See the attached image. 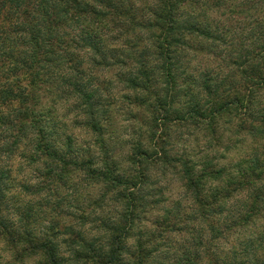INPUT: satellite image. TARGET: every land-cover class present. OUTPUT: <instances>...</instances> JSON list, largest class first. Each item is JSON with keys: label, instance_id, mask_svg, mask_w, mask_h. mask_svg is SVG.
Here are the masks:
<instances>
[{"label": "trees", "instance_id": "1", "mask_svg": "<svg viewBox=\"0 0 264 264\" xmlns=\"http://www.w3.org/2000/svg\"><path fill=\"white\" fill-rule=\"evenodd\" d=\"M194 2L199 7V0ZM187 3L188 0H161L162 6L153 12L155 19L147 20L139 12L131 14L126 0H0V105L13 108L8 116L0 113V129L10 130L0 135V139L10 135L27 139L30 130L36 133L35 150L43 159L44 171L40 175L44 183L39 190L24 185L23 195L34 197L48 191L57 197L54 205L44 202L39 209L31 203L14 206L6 195L11 191L9 183L14 181L11 170L0 168V208L14 207L25 226L21 242L41 256L37 264H67L53 243L60 232L70 233L71 243L79 245L80 251L76 253L79 264H201L206 243L220 237L223 224L230 223L228 218L239 221L236 228H253L264 221V152L253 149L242 157L241 144V148L236 145L230 148L238 153L235 164L232 159L222 164L219 157L197 162L191 154L182 155L176 162L183 169V180L176 181L180 195L188 203V213L178 209L181 202H174L169 209L159 206L163 201L153 197L147 186L139 198L136 192L123 193L122 198L127 200L123 222L113 226L110 220L100 221L102 230L111 233L109 251L104 250L100 239L88 241L83 232L62 227L65 217L79 220L77 227L87 223L88 218L84 215L87 208L77 203L67 202L66 207L75 206L80 215L61 210L65 199L56 193L58 184H63L58 165L68 168L84 162L75 159L82 154L81 150L74 141L65 139L66 133L55 120L52 105L57 93L71 89L82 98L88 114L95 117L88 127L97 133L117 121L116 94L109 95L101 77L109 74V83L115 84L119 93L129 91L123 92L122 103L144 107L151 114V121L147 117L140 119L137 114L131 117L142 124L150 123L154 140L157 132L160 139H165L172 127L183 130L189 122H198L208 123L211 140L218 145L229 133L233 115L241 121L235 136L243 131L264 136V114L254 116L245 111L254 95L252 89L264 86V25L252 28L241 23L242 13L226 15L227 0H215L216 14L211 18L203 13L182 11ZM105 22L124 33L136 28L149 30L150 38L155 40V54L143 46L144 38L139 35L125 40L126 48L110 47L99 27ZM233 27L240 29L239 34L231 33ZM111 43L119 41L114 38ZM89 49L95 56H89ZM189 56L195 57V62L189 61ZM154 59L160 62L154 63ZM101 144L115 155L113 143L102 137ZM27 159L33 164L38 161L35 156ZM106 167L104 181L112 185L124 183L122 179H113L111 162ZM234 170L238 175L233 174ZM152 174L157 173L153 170ZM139 183V177H135L132 186ZM245 188L251 191L244 204L225 206L226 200L241 197ZM222 192L231 195L222 198ZM45 209L53 217L52 226L38 235ZM158 210L164 215L151 221L153 211ZM197 219L203 221L207 231L203 234L199 230L193 237L191 246L194 244L195 248L191 252L172 261L170 254L165 253L161 260L151 262L157 252L156 241L164 231L195 233L186 223ZM144 222L154 225L155 234L149 233L150 238L144 240L147 234L137 230L136 251L129 252L130 262L123 255L129 251L124 246L123 234H131ZM0 233L17 235L11 221L3 216ZM205 255L209 264H264V234L256 240L238 241L231 255L223 259L213 253Z\"/></svg>", "mask_w": 264, "mask_h": 264}, {"label": "clouds", "instance_id": "2", "mask_svg": "<svg viewBox=\"0 0 264 264\" xmlns=\"http://www.w3.org/2000/svg\"><path fill=\"white\" fill-rule=\"evenodd\" d=\"M91 2V0H89ZM215 0H199V7L196 6L194 0H188V3L182 6V11H188L191 14H206L210 18L215 16L216 9L213 8ZM162 6L161 0H126V7H129L131 14L140 13L147 20H154L153 12ZM99 7V5H97ZM233 12L242 13L243 19L241 23H247L252 28L257 25H264V0H227L226 15H232ZM219 19V17H216ZM100 31L105 42L110 47H125V40L135 35L144 38V47L153 50L155 54L154 38H150V31L144 28H136L134 32L124 33L120 28H114L112 24L105 22L100 25ZM151 31H157L155 29ZM240 29L233 27L231 33L239 34ZM117 39L118 44L111 43L112 39ZM232 36H229L231 40ZM221 47H224L221 45ZM89 56H95L89 49ZM99 59V57H95ZM189 61L195 62V57L189 56ZM154 63L160 61L155 60ZM91 67V65H90ZM254 93L250 97V103L246 112L259 116L264 114V86L252 89ZM71 96V99H68ZM123 93L117 96L120 99ZM108 97L105 95L104 97ZM54 104L52 110L55 120L61 127L63 133H66L65 139L69 142H75L82 154L75 157L77 161H84L75 165L64 168L63 164L58 165L60 174L63 175V184L66 187L61 191L60 198L65 199L73 204L84 202L87 211L84 215L88 218V222L77 227L79 220H72L71 217L63 219V228H74L77 232H83L85 239L91 241L98 238L104 245V250H110L111 233L102 230L100 221L105 216L110 218V224L113 226L123 222V214L126 212L127 200L122 198L123 193L136 192L139 198L141 191L147 186L152 189V196L157 199H163L164 193L168 190V181L183 180V169L176 162L181 159L182 155H188L191 151L199 150L201 158L216 159L227 153H220L217 146L211 140V130L208 123L199 124L189 122L181 127L174 126L169 130V137L160 139V133L157 132V139L151 138L153 131L149 124H142L138 119H132L129 112H140L142 109H124L119 119L110 128L102 130L100 133L93 132L88 125L94 122L95 117L88 114V110L84 105L82 98L76 95L71 89L67 92H60L54 96ZM247 103V102H246ZM57 106L59 110L57 111ZM13 108L0 105V113L8 116ZM148 121H151V114L144 112ZM243 115V114H241ZM241 121L238 116L231 117L229 131L232 134L238 132ZM8 129H0V135L9 133ZM163 131V128H161ZM253 135L256 136L253 141ZM102 137L106 141H110L117 146L119 155H114L106 147L101 144ZM37 139L34 131H29L28 138L16 137L10 135L8 138L0 139V168L11 170V176L15 180L13 189L6 193L14 206L31 203L34 207L40 208L41 204L50 201L55 204L57 197L48 191L40 192L38 196L28 197L23 195V186L28 185L32 189L39 190L43 185L44 179L40 175L44 171L43 159L39 157V153L35 150V141ZM235 143H246L245 151L252 152L257 149L264 152V136L257 133L250 134L248 131L239 132L236 136ZM60 148L63 150L64 145ZM106 152L108 155L106 156ZM38 157L36 164H33L27 157ZM239 157H234L232 163H237ZM111 162L113 169V179H122L124 183L112 185L104 181L103 175L107 171L106 164ZM153 170L156 175H153ZM234 175H238V171L234 170ZM135 177H139V185L133 187L132 181ZM215 186V182H213ZM235 187V186H233ZM251 189L245 188L241 197L228 199L225 206L239 207L247 201V196ZM229 192H222V198L229 197ZM96 205V207H93ZM66 211L80 215L75 206L67 208ZM163 216L164 212L157 213ZM0 216L6 217L11 221L13 229L17 235L10 237L7 234L0 233V264H37L41 259L39 254H34L27 245L21 242L20 236L23 235L25 226L22 224L20 217L16 214L14 207L0 208ZM52 219L47 214V209L41 213V228L38 235H43L47 229L52 226ZM230 219V223L223 224V233L217 239L209 240L205 249L202 250L201 264H209L206 252L213 253L223 259L225 256L231 255L236 248L237 242L245 239L256 240L264 234V221H260L253 228H236L239 223L234 218ZM189 228L197 230L205 228V224L201 219H197L194 223L188 225ZM233 229L232 231H228ZM31 230L30 228L28 229ZM57 231H60L59 229ZM123 243L126 249L123 255L132 262V256L129 252L136 251L137 236L135 230L131 234H123ZM190 240L187 234L173 232L166 234L161 244L169 242L173 244H186ZM68 241V243H64ZM59 249L67 264H79L76 253L80 251L79 245L71 243V234L60 232L53 241ZM163 251V247L161 248ZM134 264V262H132Z\"/></svg>", "mask_w": 264, "mask_h": 264}, {"label": "rangeland", "instance_id": "3", "mask_svg": "<svg viewBox=\"0 0 264 264\" xmlns=\"http://www.w3.org/2000/svg\"><path fill=\"white\" fill-rule=\"evenodd\" d=\"M143 44H144V42H143ZM101 77L103 78L102 80L105 79L106 86L108 87V91L107 92L109 93V95L110 94H112V95L116 94V95H114V96H116L115 106L117 108L116 120L119 119L122 111L124 109H126V108L127 109H142V110H144V107H134V106L128 105V103H126V102L122 103V101H121L122 97L120 99H117V96H119L120 93L118 92V90L116 88H114L115 84L109 83L110 81H108L110 79L109 74L102 75ZM155 89H156V87H155ZM125 91H127V90H123V92H125ZM127 93H129V91H127ZM151 108H149V109H151ZM145 111L148 112L147 109L145 108L144 111H140L138 113L137 112H130V113H128V115L131 117V116H133V114H137L138 118H140V119L142 117L146 118V116L144 114ZM222 140H223V142L221 144H218V145L216 144L217 149L219 150L220 153H227V154L219 156V158H221V159H219L220 163H222V164L228 163L230 161V159H233L234 157H237L238 153H233L231 151L233 149V147H235V145H236V148H241V144L243 145V148H241V150H243V152H244L242 154V157H244V156L249 154V152L245 151V149L247 147L246 143H235L234 144V141L236 140V136H235V134H232L230 131H229L228 134H225L223 136ZM212 142L215 143V141H212ZM114 146H115V151H116L115 155H117V153H119V151L117 150V146L116 145H114ZM227 147H229V151H226ZM230 148H232V149L230 150ZM189 154H191L194 157V160H196L197 162L205 160V158H201V156L199 155V150L191 151ZM79 156H81V155H79ZM1 169L5 170L6 168H1ZM15 183H16L15 180L13 182L9 183V187L11 188V190L15 186ZM167 183H168V190L164 193V198L161 199L163 201V205H159V206H163V208L166 206V208L169 209V208L173 207L174 202H177V203L181 202V205L178 208V209H180V212H185V213L190 212V209L188 208V203L184 202L183 195L182 194L180 195L181 188H180L179 183L176 180H170ZM64 186L65 185H63L62 183L58 184L56 193L60 194L61 191H63ZM67 202H69V201L64 200V202L60 206L61 210L65 211V212H68V211H66V203ZM77 204H78V206H81V208H85V203L84 202H79ZM94 207H96V205ZM157 207L158 206H156L155 209ZM153 209H154V207H153ZM160 211H162V210L153 211L152 215L150 216V220L153 221L155 219V216H158L157 213L160 212ZM104 219L110 220V218L108 216H105ZM191 223L192 222H190V223L187 222L186 223L187 224L186 227L189 228L188 225L191 224ZM143 224L144 225H142L141 228L135 230V233L137 232V230H141L140 231L141 233L147 234L145 236V238H144V240H145L147 238H150V234L149 233L155 234V228H154V225L151 224V222H148V223L144 222ZM254 228L255 227H253V229ZM193 230H194L195 233L190 232V231H189L190 233L189 232L187 233V235L190 237V240L186 244H173V243L169 242L167 244H163L162 245L161 241L164 239L165 235L171 233V232L168 233V232L164 231L162 233V236L160 238H158L157 241H156V244L158 245V247H156L155 249H156L157 252H156V256L151 259V262H155L156 263L157 261L161 260L162 258H164V254L165 253H169L170 254L169 258H171L170 260L172 261L173 258L179 257L178 255L183 256L186 252H191L195 248L194 244L191 246V242H193V237L199 232V230H202L203 234L206 233V231H207L205 228H201L199 230H197L196 228H193ZM181 234H183V233H181ZM136 243H137V240H136ZM162 247L164 249L163 251L161 250ZM149 264H151V263H149Z\"/></svg>", "mask_w": 264, "mask_h": 264}]
</instances>
